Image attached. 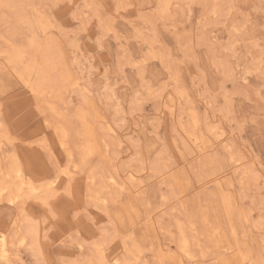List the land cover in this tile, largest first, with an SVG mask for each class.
Segmentation results:
<instances>
[{
	"label": "rangeland",
	"instance_id": "obj_1",
	"mask_svg": "<svg viewBox=\"0 0 264 264\" xmlns=\"http://www.w3.org/2000/svg\"><path fill=\"white\" fill-rule=\"evenodd\" d=\"M0 110V264H264V0H0Z\"/></svg>",
	"mask_w": 264,
	"mask_h": 264
},
{
	"label": "bare ground",
	"instance_id": "obj_2",
	"mask_svg": "<svg viewBox=\"0 0 264 264\" xmlns=\"http://www.w3.org/2000/svg\"><path fill=\"white\" fill-rule=\"evenodd\" d=\"M159 12V11H158ZM44 34V33H43ZM60 34V33H59ZM14 50V49H13ZM3 52V51H2ZM9 52V51H8ZM13 52H15V51H13ZM19 53V52H18ZM2 54V53H1ZM8 54V53H7ZM10 54V53H9ZM15 54H17V53H15ZM20 54V53H19ZM14 55V54H13ZM11 56V55H10ZM18 56V55H17ZM31 56V55H30ZM34 56V55H33ZM16 58V57H15ZM18 58V57H17ZM2 59V58H1ZM11 59V58H10ZM75 60V59H74ZM7 61V60H6ZM15 62V61H14ZM72 63V62H71ZM35 70V69H34ZM39 70V69H38ZM65 80V79H64ZM63 82V81H62ZM63 87V86H62ZM32 91V90H31ZM2 109V108H1ZM2 110H0V112H1ZM1 114V113H0ZM87 124V123H86ZM1 126V125H0ZM3 126V125H2ZM1 128V127H0ZM3 129H4V127H3ZM2 131V130H1ZM4 131V130H3ZM5 133H6V131H5ZM7 134V133H6ZM67 134V133H66ZM2 135V134H1ZM4 136V135H3ZM7 136V135H6ZM12 136V135H11ZM8 138V137H7ZM9 140V139H8ZM55 151V150H54ZM58 151V150H57ZM56 151V152H57ZM59 152V151H58ZM83 157V156H82ZM76 167H77V165H76ZM8 168V167H7ZM106 169V168H105ZM9 170V169H8ZM5 171H7V170H5ZM59 172V171H58ZM62 172H63V170H62ZM65 172V171H64ZM107 172H108V170H107ZM6 173V172H5ZM7 174V173H6ZM37 174V173H36ZM62 174V173H61ZM109 174V173H108ZM5 175V174H4ZM3 175V176H4ZM13 177V176H12ZM43 177V176H42ZM1 178V177H0ZM5 178V177H4ZM6 179H8V178H6ZM59 179V178H58ZM16 180V179H15ZM32 180H33V178H32ZM79 180V179H78ZM26 181V180H25ZM25 181H24V183H25ZM113 181H114V179H113ZM14 182V181H13ZM40 182V181H39ZM43 182V181H42ZM45 182V181H44ZM46 182H48V181H46ZM79 182V181H78ZM8 183H11V182H8ZM7 183V184H8ZM12 184V183H11ZM111 184V183H110ZM16 185V184H15ZM113 185V184H112ZM2 186V185H1ZM18 186H19V184H18ZM70 186V185H69ZM5 187H7V186H5ZM15 187H17V186H15ZM47 187V186H46ZM106 187V186H105ZM18 188V187H17ZM42 188V187H41ZM48 188V187H47ZM70 188V187H69ZM2 189V188H1ZM7 189H8V187H7ZM45 189V188H44ZM67 189H68V187H67ZM110 189V188H109ZM21 190V189H20ZM57 190V189H56ZM29 191V190H28ZM22 192H23V190H22ZM30 192V191H29ZM51 192H52V189H51ZM56 192V191H55ZM75 192V191H74ZM88 192V191H87ZM110 192V191H109ZM1 193V192H0ZM36 193V192H35ZM43 193V192H42ZM47 193V192H46ZM57 193V192H56ZM56 193H55V195H56ZM37 194V193H36ZM17 195V194H16ZM30 196H31V194H29ZM32 195H34V193L32 194ZM65 195H66V193H65ZM112 195V194H111ZM110 195V196H111ZM54 197V196H53ZM71 197V196H70ZM18 198V197H17ZM38 198H39V196H38ZM56 198V197H55ZM99 202V201H98ZM104 202V201H103ZM25 203V202H24ZM106 203V202H105ZM15 204V203H14ZM22 205V204H21ZM51 205V204H50ZM23 208H25L24 206H23ZM53 209V208H52ZM56 209V208H55ZM77 210H78V208H77ZM51 211V210H50ZM81 211V210H80ZM90 213V212H89ZM52 214V213H51ZM99 214V213H98ZM113 221V220H112ZM39 222V221H38ZM44 224V223H43ZM38 225V224H37ZM36 227V226H35ZM31 229V228H30ZM32 233H35L36 231L35 230H32L31 231ZM25 239H27L26 238V236H24V238L22 239V241H24ZM95 240V239H94ZM97 240V239H96ZM38 241V240H37ZM97 242V241H96ZM14 243V242H13ZM101 243V242H100ZM99 246V245H98ZM3 247L6 249V250H4V252H7V254L9 255V250H8V243H7V241L6 240H4V242H3ZM110 247V246H109ZM100 250V249H99ZM53 254V253H52ZM7 256V255H6ZM101 258V257H100ZM107 260V259H106ZM127 261V260H126ZM129 261V260H128ZM100 262V261H99ZM61 264V263H60Z\"/></svg>",
	"mask_w": 264,
	"mask_h": 264
}]
</instances>
